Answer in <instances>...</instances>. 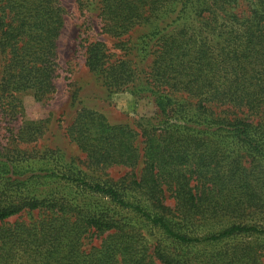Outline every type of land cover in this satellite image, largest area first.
<instances>
[{
	"label": "trees",
	"instance_id": "1",
	"mask_svg": "<svg viewBox=\"0 0 264 264\" xmlns=\"http://www.w3.org/2000/svg\"><path fill=\"white\" fill-rule=\"evenodd\" d=\"M98 3L113 36L172 18L144 36L156 47L144 79L104 42L86 48L89 70L109 90L150 98L156 123L111 124L82 108L67 128L90 166L131 169L120 182L0 153V264H264V0ZM64 24L60 0H0L1 98L55 92Z\"/></svg>",
	"mask_w": 264,
	"mask_h": 264
},
{
	"label": "rangeland",
	"instance_id": "2",
	"mask_svg": "<svg viewBox=\"0 0 264 264\" xmlns=\"http://www.w3.org/2000/svg\"><path fill=\"white\" fill-rule=\"evenodd\" d=\"M60 2L65 10V24L57 39L56 90L42 101L37 100L34 92L30 91L15 93L18 101L10 102L12 98L0 97V153L4 155V161L7 159V164L22 158V155L29 154L28 156L36 157L32 160L36 169L39 166L45 167L46 161L52 167L56 164H73L88 178L96 180L108 178L120 182V178L130 173L131 169L120 165L104 170L90 166L86 154L70 138L67 128L82 108L102 113L111 124H126L134 127L138 122L156 123L158 109L150 98L138 99L128 91L107 89L102 77L87 67L86 48L90 42H104L109 49L111 61L120 59L124 55L142 69L139 76L144 79L151 69L156 51L155 45L144 36L152 34L156 25L163 30L162 28H165L166 23L172 18L137 25L120 37L110 35L103 30V22L99 17V0H60ZM247 10V4H242L239 8V12ZM188 16H193L190 10L182 15L185 18ZM184 22L186 20L177 21L168 27V31L181 26ZM120 42L125 45L120 46ZM1 63L0 56V79ZM173 96L179 102L187 104L189 108L196 109L197 100L188 99L185 93L178 92ZM37 159H39L38 164L35 163ZM167 204L173 206V200L168 199ZM37 216L38 212L34 211L30 215L24 214L19 219L28 221ZM16 218H11L9 221L13 222ZM104 237L88 238L84 248L89 251Z\"/></svg>",
	"mask_w": 264,
	"mask_h": 264
}]
</instances>
